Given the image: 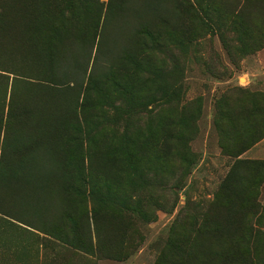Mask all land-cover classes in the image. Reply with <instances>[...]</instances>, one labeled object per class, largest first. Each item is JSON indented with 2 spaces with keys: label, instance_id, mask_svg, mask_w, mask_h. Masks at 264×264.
Wrapping results in <instances>:
<instances>
[{
  "label": "rangeland",
  "instance_id": "374dc122",
  "mask_svg": "<svg viewBox=\"0 0 264 264\" xmlns=\"http://www.w3.org/2000/svg\"><path fill=\"white\" fill-rule=\"evenodd\" d=\"M124 1L0 0V72L28 80L24 104L40 112L41 121L60 123L61 138L54 143L57 153L71 157L66 171L74 187L87 191L93 182L85 187L81 175L105 174L118 181L123 207L140 208L125 212L132 223L116 217L105 227L106 250L95 255L60 244L43 234L49 233L43 225L38 233L37 217H30L28 230L7 229L0 220V264H179L175 248L187 224L202 222L235 162L223 155L215 122L218 110L244 107L251 96L264 95V0H213L208 16L203 0H187L182 10L190 12L182 25L174 24L171 36L148 40L144 52L133 33L139 23L148 22L153 33L157 29L147 14L148 0H134L132 11L116 8L109 15ZM165 1L179 7L185 0ZM105 23L107 47L97 66L96 44ZM238 32L247 35L241 39ZM116 59L122 66L107 75V62ZM75 62L87 65L81 71ZM175 94L187 108L183 126L189 143H163L169 130L157 129L166 126ZM157 141L159 153L152 150ZM186 148L195 156L191 170L181 161ZM248 152L250 159L243 158L246 153L241 159L264 161V140ZM110 153L117 157L114 166L103 160ZM85 158L91 165L79 166ZM75 201L76 235L59 220V202L42 222L60 225L59 236L88 246L93 233L82 216L89 201ZM260 201L264 206V190Z\"/></svg>",
  "mask_w": 264,
  "mask_h": 264
},
{
  "label": "trees",
  "instance_id": "16d2710c",
  "mask_svg": "<svg viewBox=\"0 0 264 264\" xmlns=\"http://www.w3.org/2000/svg\"><path fill=\"white\" fill-rule=\"evenodd\" d=\"M186 1L179 4V7H172L168 6L165 0H148L147 14L154 21V25L157 24V29L153 33L148 22L139 23L135 28L133 37L139 40L138 44H141L142 52L147 48L145 43L148 40L153 42L156 37L160 38L162 34L171 36L170 31L173 25H180L185 14L190 12L186 9L187 12L182 10L186 7ZM246 1L248 2V0ZM133 2L134 0H126L122 4L116 5L113 10L111 8L113 12L109 15L114 16L116 8L118 12L123 9L129 11ZM212 3H214L213 0H203V14L209 15L211 11L209 6ZM137 17L139 18L138 15ZM105 20L108 23V17ZM106 23L96 44L95 64L97 66L102 65L101 57L107 47L106 32L104 31ZM233 23L239 25L237 21ZM238 33L241 34V39L243 35H247L246 33ZM85 44L86 42H83L82 46ZM156 45L160 50L163 49L161 44L157 43ZM51 65L58 69L56 60H52ZM86 65L82 62H75L74 68L83 71ZM106 66V74L109 75L118 70L122 66V62L120 59H116L107 62ZM25 82L28 80L24 81L23 78L13 77V74L6 71L0 72V123L3 121L7 98L10 94L7 129L9 131L15 127H20L22 134L15 136L14 141L23 140L29 143L23 156L19 154L10 158L13 167L17 170L14 178L22 181L25 186L23 190L15 191L14 198L17 196L18 199H22L17 208L5 209L4 206H1V204L4 205V195H2L4 192L2 185L6 180L4 170L8 163L4 157L6 152H3L0 165V215L3 216L0 217L1 224L8 227L7 229L12 228L14 230L15 227L20 230H28L27 227L29 226L27 225L30 217H37L39 219L38 233H43L41 231V225H43V230L49 232L43 234L62 245L88 255H95L98 251L103 254L106 250L103 237L105 227L113 222L116 217H120L122 220L130 219L129 223H132L131 215L125 212L134 214L139 211L137 209L139 207L132 208V210L123 207L119 203L118 192L115 189L118 181L105 174L94 176L92 179L81 175L78 181L85 187L90 186L93 182L94 186L87 191L80 187H74V177L69 172L70 170L66 171L73 166L71 157H66L65 153L62 152L57 153L54 143L56 137L58 140L61 138L60 123L41 121V113L32 111L28 103L24 104V97H28L27 100L30 97ZM52 82L58 83L55 79ZM173 97L175 98L174 106L171 114L168 115V122L165 124L166 126L159 125L157 129L167 127L169 130L168 138H166L168 141L164 139L163 143L170 142V140L189 143L188 133L183 126L187 118V108L181 106L178 94ZM215 127L219 133L220 148L223 155L235 160V162L213 203L201 216L203 217V219L201 218L202 222L193 219L187 224V231L184 233L180 245L175 248L179 251L177 260L179 264H264V206L260 201L262 190H264V161L241 159L245 153L264 140V95L251 96L244 107L243 105H234L222 111L218 110ZM56 133H58L57 136ZM151 135L153 136V133ZM41 139H44L43 144H41ZM147 143L144 141L143 147L140 146L139 151L143 152ZM159 144L160 141H157L153 145L152 150L155 153H159L161 149ZM36 148L39 149L40 154L34 156ZM194 157L190 149L184 150L181 161L183 166H186V170L187 168L191 170L196 164ZM42 158L45 159L43 163H41ZM103 160L106 166H114L117 157L110 153ZM91 163L90 158H85L82 159L79 166L89 167ZM119 172L121 173V171ZM103 185L105 186L103 187ZM78 197L89 201L86 202L82 216L87 229L89 227L93 233L89 238V247L77 245L79 241L72 243L66 236H59L58 233L63 232V227L60 229V225L54 228L49 223L42 222L45 216L54 212V205L59 202L63 205V209L58 213L59 220L61 219L63 225L67 221L71 233L76 235L78 213L74 212V209L77 208L75 198ZM4 217L13 219L27 227L14 224ZM106 240H109V246L113 244L111 239ZM107 259L114 258L108 257ZM156 264L167 263L157 262Z\"/></svg>",
  "mask_w": 264,
  "mask_h": 264
},
{
  "label": "crops",
  "instance_id": "0c3cea01",
  "mask_svg": "<svg viewBox=\"0 0 264 264\" xmlns=\"http://www.w3.org/2000/svg\"><path fill=\"white\" fill-rule=\"evenodd\" d=\"M9 100H10V94H9V97L7 98V106L4 112L3 121L0 123V165L2 161L3 152L4 153L6 152L5 153L6 156L4 157L6 160H8L7 168L4 170L5 175H6V180L4 181V184L2 185V188H4V192L2 193V195H4V205L1 204V206H4L5 209L19 207V204L22 202V199H18L17 196L16 198H14V194H15V191L18 192L20 191V189L23 190L25 188L22 181H18L14 178V174L17 170L13 167V163L10 161V158L15 157V155H19V154L23 156V153H25V151L28 149L27 147L29 146V143L23 140L20 142L14 141L15 136H19V135L21 136L22 134L20 131V127H15V129H10L9 131L7 129V118L9 114V110H8ZM22 130L24 131V129ZM39 154H40L39 149L36 148L34 156L39 155ZM249 154L250 152L246 153L243 156V158L250 159L248 158ZM0 217H3V216L0 215ZM5 219H7L8 221L14 224H17V225H20L26 228L24 225L16 222L13 219H9V218H5Z\"/></svg>",
  "mask_w": 264,
  "mask_h": 264
}]
</instances>
